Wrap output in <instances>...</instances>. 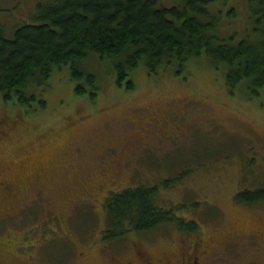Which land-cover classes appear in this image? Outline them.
Here are the masks:
<instances>
[{"label":"rangeland","instance_id":"1","mask_svg":"<svg viewBox=\"0 0 264 264\" xmlns=\"http://www.w3.org/2000/svg\"><path fill=\"white\" fill-rule=\"evenodd\" d=\"M38 1L0 0V19L27 20ZM216 5L226 13L237 7L234 30L256 25L258 14L248 0ZM107 64L99 66L94 98L75 92L69 67L57 69L44 92L46 107L23 118L28 122L12 123L16 109L0 100V137L6 136L0 142V179L6 180L4 169L16 167L29 197L0 210V241L11 239L18 255L11 264H81V251L89 264H109L111 252L122 249L152 255L189 251L199 234L212 250L206 264H264V236L246 237L264 234V202L235 200L243 189L264 186V90L231 92L223 70L205 56L181 70L173 65L149 75L145 67L136 69L133 88L118 85ZM141 185L158 188L159 206L185 203L176 215L194 219L197 230L168 223L102 238L107 211L79 197L95 200L108 190ZM226 241V249L220 248Z\"/></svg>","mask_w":264,"mask_h":264},{"label":"trees","instance_id":"2","mask_svg":"<svg viewBox=\"0 0 264 264\" xmlns=\"http://www.w3.org/2000/svg\"><path fill=\"white\" fill-rule=\"evenodd\" d=\"M217 1L229 0H39L27 20L9 24L0 19V100L16 109L11 122H28L23 118L46 107L50 79L66 66L77 82L75 92L94 98L102 63H111L118 85L133 88L136 69L145 67L149 75L173 65L181 70L205 56L223 70L231 92L241 88L258 95L264 90V0H248L258 14L252 31L232 29L237 7L226 13ZM3 181V209L29 199L16 171ZM157 192L148 185L110 192L105 201L109 236L168 223L197 230L194 219L176 215L185 203L159 206ZM235 200L264 202V186L243 189Z\"/></svg>","mask_w":264,"mask_h":264},{"label":"flooded vegetation","instance_id":"3","mask_svg":"<svg viewBox=\"0 0 264 264\" xmlns=\"http://www.w3.org/2000/svg\"><path fill=\"white\" fill-rule=\"evenodd\" d=\"M121 163V161H120ZM119 168V167H117ZM5 171V175L6 176H10L13 175V173L15 172V170L13 169H4ZM119 171H117L116 176L118 174ZM0 175H2V173H0ZM1 181L0 180V187H1ZM111 182H114L113 180ZM2 189V187H1ZM6 191V190H4ZM4 192H0V200H3L4 198H2L4 196ZM13 195H11V198H15L17 196V193L15 194V192L12 193ZM110 195V190H108L106 192V194L102 197L99 198H95L94 199H89L87 198L86 195H83L81 198L79 197V201L80 202H87V201H97V205H99L102 209V211L105 213L106 212V207H105V201L106 198ZM3 209V205L0 204V210ZM64 211V210H63ZM64 213V212H63ZM69 214V211L66 212V217ZM62 213H57L56 214V218L59 221L60 227H61V221H63L62 218ZM78 218V217H77ZM56 221V220H55ZM105 223H107V220L105 219ZM78 225V224H77ZM64 230V234H68V230L65 226L61 227ZM57 231L59 229H56ZM102 235L101 237H108L106 238L107 240H110L112 238H116V237H111L109 236V233L107 231V229H103L102 231ZM238 233V230H234L233 234ZM250 233V232H249ZM252 234H248L246 235V237H250L251 239L253 238H259V237H263L264 234H260L257 233L256 231L251 232ZM247 234V233H246ZM252 235V236H251ZM254 235V236H253ZM263 235V236H261ZM230 236V235H229ZM235 236V235H234ZM118 238V237H117ZM120 238V236H119ZM215 239H219L218 237H215ZM2 241V240H1ZM0 241V264H11V261L14 257H18V255H15L14 253H12V244L10 243L11 239H4L3 242ZM218 242V240H216ZM101 242V241H100ZM206 243H207V239L203 238L201 234L198 235V237H194V240L192 239V241L189 243L188 248L189 251H184L183 249H175V248H171V249H165L164 251H162L159 255H152L149 253H143L140 249H133V253L132 252H128L125 249H122L116 253H112V258L110 259L111 263L109 264H206L204 259L207 257V254L209 252H212V250L208 249L206 247ZM221 244L220 248L226 249V244L230 243L228 241L226 242H219ZM219 243H217L219 245ZM100 246H103L102 243H100ZM17 245V244H16ZM216 245V248L217 246ZM15 246V245H14ZM32 246V248L35 246V244L30 245ZM29 246V247H30ZM18 248H21L20 246H18ZM81 264H89L88 262V258L86 255V251H81L79 253ZM133 254V255H131ZM118 255L124 256V260H118ZM107 262V261H106ZM101 264H106V263H101Z\"/></svg>","mask_w":264,"mask_h":264}]
</instances>
